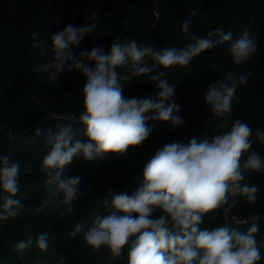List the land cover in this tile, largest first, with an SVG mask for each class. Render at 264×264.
I'll return each mask as SVG.
<instances>
[{
	"label": "clouds",
	"instance_id": "clouds-1",
	"mask_svg": "<svg viewBox=\"0 0 264 264\" xmlns=\"http://www.w3.org/2000/svg\"><path fill=\"white\" fill-rule=\"evenodd\" d=\"M90 20L91 23L81 27L68 24L63 31L54 33L51 36L53 59L36 69L47 73L52 83L65 70L78 71L86 77L80 122L85 127L87 142L75 138L71 124L57 125L55 132L51 128L44 132L37 127L34 134V139L44 136L45 146L50 149L42 159L48 177L45 185L54 184L57 193L62 194L60 203L64 213L73 212V202L83 195L77 187L80 177L62 178L63 169L74 157L93 161L105 153L123 156L130 147L141 145L149 137L153 130L149 121L170 122L173 128L183 123L182 117L176 114L180 106L167 103L174 88L168 85L165 71L158 69L185 68L202 52L229 41H232L228 50L232 62L240 66L258 48L247 31L233 41L231 32L222 33L217 29L204 38L193 36L194 43L182 49L138 47L132 39L124 43L117 39L108 53L94 47L76 57L71 49L98 28V14L93 13ZM181 27L188 33L191 21L185 20ZM215 36L219 38L213 39ZM85 61L94 62V67ZM118 69H126L127 73L122 74ZM249 75L237 76L228 71L223 79L209 85L205 103L214 116L225 122L214 128L210 138L198 142L193 136L187 143H170L157 150L145 165L143 182L136 192L131 196L112 195L110 204L104 201L109 214L96 215L84 231L88 246L94 251L106 247L113 258L121 257L127 248V264H257L261 259L255 240L257 224L253 223L246 233L227 225L213 229L200 227L207 214L228 203L229 196L240 195L250 204H255L258 198V186L241 183L246 172H264V160L259 153L250 151L253 129L239 119L230 130L226 123L237 88L247 84ZM141 77L158 82V102L150 97L124 98L121 82ZM217 128L223 130L217 131ZM255 135L264 144V131L257 129ZM245 153L248 155L241 163ZM19 173V163L10 162L6 155L0 156V189L6 193L2 197L0 221L16 218L23 207L16 198L20 191ZM157 208L163 215L153 219L152 213ZM33 211L40 212L41 208ZM82 228L77 224L71 235L75 236ZM34 246L47 251V234H40L35 240L31 237L20 240L15 245L21 252ZM65 259L61 257L58 264H65Z\"/></svg>",
	"mask_w": 264,
	"mask_h": 264
},
{
	"label": "trees",
	"instance_id": "trees-1",
	"mask_svg": "<svg viewBox=\"0 0 264 264\" xmlns=\"http://www.w3.org/2000/svg\"><path fill=\"white\" fill-rule=\"evenodd\" d=\"M155 1L83 0V2L79 3L73 1L69 7L81 12V18L67 16L62 18L61 22L81 27L85 23H91L90 17L93 13H96L98 14V28L95 31V36H86L78 46L71 49L72 52L76 57H79L82 51L90 52L94 47H100L105 53H108L111 45L117 39L121 43L132 39L138 47L146 45H152L157 49L165 47L182 49L186 47L189 44L187 35H178L181 30L179 23L173 19L168 8L171 5L172 9H177V0ZM26 2L27 0L23 3L22 0H5L2 5L8 17V22L4 23L0 19V156L6 155L9 157L10 162L20 164L18 180L20 191L17 193L16 198L21 201L23 207L18 216L11 219V222L19 224L17 228L18 239L23 240L31 237L35 240L33 231L48 227V237L53 240V238H56V234L50 217H43L41 211H33L38 208L35 195L38 191L41 192L47 202H40L39 200L38 203H47V205L49 204L47 207L51 206L52 209H56L59 206L61 194L57 193L54 184L51 186L45 185V180L48 177L43 170L42 159L50 149L45 146L44 136L34 139L35 129L39 127L46 132L51 128L55 132L57 131V125L71 124L75 138L81 142H87V137L84 135L85 127L80 122V118H78L84 112L82 90L86 83V77L78 71L69 72L65 70L57 78V82L52 83L48 79L47 73L36 70L39 66L53 59L51 36L56 32H54L51 23L48 21L47 11H45V19L35 20L34 23L25 26L22 21V6ZM215 6L216 4L204 5L197 10L189 9L185 6L183 10L189 13V18L192 20V13H195L194 16H199L208 8H211L212 13H215L218 10ZM225 11V15L211 32L220 29L222 33H227L225 26L228 22H233L234 17L239 12H243L240 20L234 23L232 26L233 31H230L233 41L240 38L245 31L251 37L256 30H261L255 36V41L258 45L256 53L260 58L263 73L259 78H250L248 76V81L245 85L255 92V97L250 98L249 105L239 103L237 101L238 86L235 99L232 102L231 115L236 114V120L239 119L247 123L253 129V136L251 137L253 142L252 149L257 147V143L264 147V144H261L255 135L257 129L264 131V0H229ZM45 21L47 22V27L41 28L42 23ZM208 52L210 51H205L194 57L185 68L176 66L173 69H158V71H165L168 85L174 88V94L167 103L174 102L181 106L183 95H187L191 105L190 112L187 113L188 122L186 125H181L183 133H178L170 122H148L153 129L149 137L144 141L149 153L148 158L129 173V180L123 184L124 189L122 192L131 196L138 190L143 182L145 165L157 150L169 144L170 137H174V143H187L193 136L200 142L205 138H210L214 134V128L223 122L211 113L210 107L205 103L209 85L223 79L228 71H232L237 76L248 73L244 69L224 67L212 63L213 57ZM85 63H89L90 66L94 67V62L85 61ZM118 71L122 72V74L127 73L126 69H118ZM64 77L73 80L72 87L62 82ZM157 83L148 81L147 77L133 78L126 82L122 81V94L124 98L136 97L139 99L150 97L153 100H157L159 92ZM58 87L62 93V101L58 102L56 107H51L50 104L55 100V92ZM30 92L39 97L40 103L50 111L69 113L76 116V118L56 121L48 118L42 120V116L36 114L34 116L37 121L35 124L24 131L17 132L13 118L21 110L26 109L24 102ZM152 114L154 113H150V115ZM176 114L178 115L179 113ZM262 154L264 155V148ZM247 155L248 153H245L241 158V163H243ZM79 157L80 160H78ZM77 161H82L85 164V170L74 175L80 177L79 185H82L90 177L101 173L104 167L112 161V157L111 153H105L93 161H86L82 156H76L63 169L62 178L68 176L69 172L73 170L72 168L76 166ZM28 162H31V165L36 168L35 172L29 170ZM78 165L81 166V163ZM37 173L41 176V180L35 177L34 174ZM244 177L242 184L255 185L261 189L258 193L257 201L255 204H250L244 197L237 195L234 197V202L230 207V213L244 216L257 213L263 218L255 221L239 220L245 221L244 223H239V221L223 219L218 215L217 209L203 218L200 227L213 229L227 225L241 233H246L253 223L257 224L258 232L255 234V240L261 254V259L257 264H264V182L262 181L263 178L259 179L260 177L254 172H246ZM259 182L261 183L258 184ZM4 195L6 193L0 189V201L3 200L2 197ZM154 213L157 214L158 218L163 215L159 208ZM96 215L98 213L95 212L92 219L88 216L86 220L81 221L79 224L83 228H89ZM127 252L128 249L126 248L122 256L117 258L99 256L97 259H92L90 264H127Z\"/></svg>",
	"mask_w": 264,
	"mask_h": 264
},
{
	"label": "rangeland",
	"instance_id": "rangeland-1",
	"mask_svg": "<svg viewBox=\"0 0 264 264\" xmlns=\"http://www.w3.org/2000/svg\"><path fill=\"white\" fill-rule=\"evenodd\" d=\"M4 1L5 0H0V19L2 22L7 23L8 17L2 8ZM24 1L25 0H22V3ZM73 1L76 3L83 2V0H27L26 4L22 6V21L24 22L25 26H29L30 23H34L35 20L45 19V11H47L46 13L48 21L51 23L54 32L63 31V29L67 26V23H62V18H66L67 16H77L78 18H81V12H77L69 7ZM228 1L229 0H177V9H172L171 5L168 6L173 19L179 23V28L181 30L179 31L178 35L186 34L188 43H194L192 40L193 36L196 38L207 37L208 33L215 28L217 23L219 24V20L223 17V15H225ZM215 4V7L218 9L215 13H212L213 11L211 8H208L203 13L199 14V16H192V20L189 18V13L183 10L185 6L186 8L197 10L199 7L204 5L207 6ZM242 13L243 12H239L234 17L233 22L227 23L225 26L227 33L233 31L232 26L236 21L240 20ZM185 20L191 21V29L188 33H184L181 27ZM57 21H59V23H57ZM44 27H47L46 21L41 25V28ZM260 31L261 30H256L251 38L255 40V36H257ZM95 35L96 33L94 31L89 36ZM218 38V36L213 37V39ZM231 43L232 42L230 41L225 42L224 44L218 45L216 48L208 52L209 55L213 57L212 63H216L224 67L244 69L248 74L250 73V78L261 77L263 69L257 53L252 58H250L246 64L237 66L233 64L232 57L228 51ZM62 82L69 87H72L73 85V80L68 77L62 78ZM61 94V90L58 87L55 92V100H53L50 104L51 107H56L57 103L62 101ZM252 97H255V92L252 89L247 86H239L237 95V101L239 103L249 105L251 101L250 98ZM24 103L26 109L21 110V112L13 118V123L17 132L24 131L29 126L35 124L37 122L36 119H34L36 114L42 116V120L45 118L55 121L76 118V116H73L69 113L50 111L42 103H40L39 97L35 96V94L32 92L29 93V96ZM181 103L182 105L180 106L178 115L183 119V123L181 125H186L188 122L187 113L190 112L191 107L187 95H183ZM235 120L236 114L230 115L227 118L226 123L229 130ZM181 125L176 127L178 133H183ZM222 130L223 129L217 128V131ZM170 143H174V137H170L169 144ZM263 148L264 147L257 143V147L251 151L259 153L261 159L264 160V155L262 154ZM148 155L149 153L147 152V145L144 142L137 147H130L123 156L111 153L112 161H110L104 167L101 173L95 174L85 183L77 186L83 195L80 197V199H77L73 202L74 211L71 213H64L63 206L60 202L58 208L56 209H52L51 206L47 207L49 206L47 203L40 204V202L47 201L43 198L41 192L38 191L35 195V201L37 202V206L41 208L42 216L50 217L56 238L51 240V238L48 237L49 247L47 251H41L34 246L30 250L21 252L15 247L17 242L20 241L18 239L17 232L19 224L11 222V219L0 221V264H58V260L61 257H66L65 264H90L92 259H97L99 256L112 257L106 247H102L99 251H94L86 244L84 240V231H86L88 228H82V231L76 233L75 236L71 235V233L75 230L76 225L81 221L86 220L88 216L90 219H92L95 212L101 217L109 214L108 209L104 207V201L107 200L110 204L112 195L125 193L122 192L124 189L123 184L129 180V173L132 172L134 168H137L138 164L145 161L148 158ZM78 160H80V157ZM80 163L81 166L78 165ZM28 167L30 171H36V168L31 165V162H28ZM72 169L73 170L69 172L68 176L66 177H73L75 174L81 171L83 172L85 170V164H83L82 161H77L76 166ZM34 175L38 179L41 177L39 173ZM257 175L260 177L259 179L263 178L262 181L264 182V172L257 173ZM260 183L261 182L258 184ZM260 190L261 189L259 188V192ZM39 200L40 202L38 203ZM3 202V200L0 201V210H2ZM233 202L234 197L229 196L228 203L224 204L218 209V215H220L223 219L230 221H239L245 219L254 220L255 217H257L255 220H261L263 218V216H260L257 213L248 216L230 213V207L232 206ZM120 214L122 215V213ZM151 218L158 219V216L153 212ZM47 228L48 227L34 230V237L36 238L40 234H47L48 236L49 232Z\"/></svg>",
	"mask_w": 264,
	"mask_h": 264
}]
</instances>
